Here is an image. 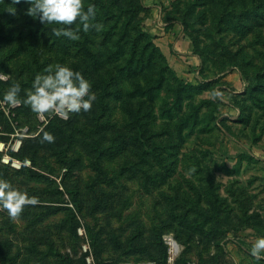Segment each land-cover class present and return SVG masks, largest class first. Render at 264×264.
<instances>
[{
  "label": "rangeland",
  "instance_id": "374dc122",
  "mask_svg": "<svg viewBox=\"0 0 264 264\" xmlns=\"http://www.w3.org/2000/svg\"><path fill=\"white\" fill-rule=\"evenodd\" d=\"M95 5L100 30L72 40L29 15L28 0H0V101L57 62L97 95L67 118L1 109L0 141L20 138L30 165L0 161V178L37 201L15 218L0 207V264H264L250 254L264 234V0Z\"/></svg>",
  "mask_w": 264,
  "mask_h": 264
},
{
  "label": "clouds",
  "instance_id": "9594fccd",
  "mask_svg": "<svg viewBox=\"0 0 264 264\" xmlns=\"http://www.w3.org/2000/svg\"><path fill=\"white\" fill-rule=\"evenodd\" d=\"M27 13L46 25H55L52 31L57 36L79 39L80 27L84 31L100 30V22H93L96 5L84 0H28ZM10 11L15 8L10 7ZM75 25V26H73ZM6 78V77H5ZM22 85L16 80L3 93V101L10 105L25 104L34 113L60 114L67 118L71 113L88 112L97 99L92 82L79 70L68 63L47 64L35 73L31 87L21 96ZM213 97L223 96L220 88L213 90ZM41 142H54L53 132L41 128ZM40 133H37L39 135ZM195 166L188 169L191 175ZM37 197L13 185L7 178H0V207L7 209L8 215H20L26 204L36 203ZM250 254L257 260H264V234L258 235L250 248Z\"/></svg>",
  "mask_w": 264,
  "mask_h": 264
},
{
  "label": "built area",
  "instance_id": "2783aa9c",
  "mask_svg": "<svg viewBox=\"0 0 264 264\" xmlns=\"http://www.w3.org/2000/svg\"><path fill=\"white\" fill-rule=\"evenodd\" d=\"M6 102H0V111L3 109L5 114L8 116V111H5ZM11 107H15V105H12ZM20 138H13L9 142L0 141V161L6 165H9L12 168H15L17 170H20L26 166L30 165L29 160H20L13 156V154L17 153L20 150ZM81 234V230H80ZM82 249L84 252H90L89 251V245L87 243H84L82 246ZM90 254V253H89ZM86 260L88 263L91 262L92 257L88 255L86 257Z\"/></svg>",
  "mask_w": 264,
  "mask_h": 264
},
{
  "label": "trees",
  "instance_id": "16d2710c",
  "mask_svg": "<svg viewBox=\"0 0 264 264\" xmlns=\"http://www.w3.org/2000/svg\"><path fill=\"white\" fill-rule=\"evenodd\" d=\"M101 0H92V2L91 3H94V4H96L97 2H100ZM98 11V10H97ZM96 11V12H97ZM98 13V12H97ZM127 24H130V22L129 21H126L125 22V24L124 25H126L127 26ZM117 25H119V26H117ZM123 24L121 25V26H124ZM109 28H111V29H117V28H119V31L116 33V40L117 41H120V37H119V33H120V21H118V19H115V21L111 24V26L109 27ZM137 35H143V33L142 32H138L137 33ZM123 37V36H122ZM128 51V50H127ZM126 50H124V54H127L128 56V61H129V63H132V67L135 65V60H136V56L137 55H139L140 56V52H137L136 51V48L133 46V47H130V49H129V52H127ZM142 52V51H141ZM91 55V54H90ZM94 56H92V58H93ZM96 57H94L93 59H95ZM138 60H139V58H137ZM167 68V64L165 65L164 64V66H160L159 67V69H158V71H159V81H160V86H162L163 85V82H164V73H165V69ZM130 69H132V68H130ZM129 70V69H128ZM132 71V70H131ZM180 89H185L186 91L188 90V88H179L177 91H179ZM189 95V94H188ZM173 102H175V100H173ZM187 125H186V123L185 122H183V123H181L180 125H179V129H178V132L179 133H181L182 134V132H183V130L185 129V127H186ZM21 148V147H20ZM20 151V150H19ZM18 151V152H19ZM13 156H15L16 158H18V159H20V160H24V159H22V158H19V157H17V155L16 154H13Z\"/></svg>",
  "mask_w": 264,
  "mask_h": 264
}]
</instances>
